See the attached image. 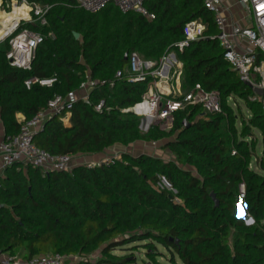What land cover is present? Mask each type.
<instances>
[{
	"label": "trees",
	"instance_id": "obj_1",
	"mask_svg": "<svg viewBox=\"0 0 264 264\" xmlns=\"http://www.w3.org/2000/svg\"><path fill=\"white\" fill-rule=\"evenodd\" d=\"M27 1L51 6L49 27L42 32L53 37L37 49L31 71L11 67L9 41L0 44L4 134L20 132L17 114L31 120L54 97L78 91L89 78L96 84L88 102L80 98L74 105L70 126L61 122L65 112L53 117L34 136L37 147L53 156L77 157L115 145L164 142L172 158L122 153L109 164L81 165L64 173L7 169L0 179V253L24 259L61 254L81 258L79 264H133L113 252L144 242L154 261L160 246L172 264H264V176L249 168L256 145L252 129L261 133L264 145V110L250 101L252 90L224 60L203 0H147L154 20L124 14L113 4L90 14L71 0ZM196 19L206 24L205 38L178 52L184 66L181 87L189 92L200 85L218 92L222 113L190 107L175 115L170 131L154 126L144 132L140 117L123 112L139 104L147 90L146 83L128 82L129 57L136 52L159 60L177 49L185 25ZM52 77L57 83L51 88L25 87L28 79ZM230 99L237 111L242 102L250 113L240 133ZM240 201L251 225L236 216ZM95 253L102 257L96 263L90 260Z\"/></svg>",
	"mask_w": 264,
	"mask_h": 264
},
{
	"label": "built area",
	"instance_id": "obj_2",
	"mask_svg": "<svg viewBox=\"0 0 264 264\" xmlns=\"http://www.w3.org/2000/svg\"><path fill=\"white\" fill-rule=\"evenodd\" d=\"M73 4L90 14L101 12L110 4L116 6L122 13L136 12L148 20H154L155 15L145 7L147 0H71ZM241 7L240 16L234 12L229 0H203L205 9L213 16L217 30L214 37L223 50V58L239 80L252 90L251 102H259L264 110V0H236ZM15 9H22L25 14L15 20L0 36V44L9 41V51L6 54L10 66L23 71H31L37 49L53 33H44L49 27L48 16L51 6L30 3L27 0H0V13L11 15ZM241 21H247L241 24ZM2 25H0V30ZM206 24L202 19L188 22L184 27V41L177 49L167 52L159 60H147L134 52L129 57L127 74L129 83H146L147 90L142 101L134 108L123 112H133L141 118V128L148 132L156 126L162 131H170L175 122V115L190 107H201L204 113H222L221 98L218 92L205 91L196 85L191 91L184 92L181 87L184 66L178 58V52H183L190 43L205 38ZM121 72L117 78H122ZM57 83V78H31L25 82L29 90L33 85L51 88ZM95 82H84L78 91L69 92L66 96H56L48 102L47 108L40 111L29 121L23 120L17 135L0 137V178L7 169L14 166L40 169L44 174L49 172H71L81 165L100 166L109 164L113 158L100 163L86 162L75 165L76 158L69 155L53 156L40 149L34 143V136L40 132L47 121L62 112L65 115L61 122L66 125L71 117V110L81 98L89 99V94ZM258 91L262 94L259 95ZM231 101V99H230ZM144 106V108H142ZM103 103L96 107L102 111ZM249 118V117H248ZM144 121L147 125L144 126ZM144 127V128H143ZM155 144V143H153ZM234 154V153H233ZM241 199L245 197V187L240 186ZM79 262L82 260L76 257ZM75 257L61 254H46L31 259L20 255L2 254L0 264H73Z\"/></svg>",
	"mask_w": 264,
	"mask_h": 264
},
{
	"label": "rangeland",
	"instance_id": "obj_3",
	"mask_svg": "<svg viewBox=\"0 0 264 264\" xmlns=\"http://www.w3.org/2000/svg\"><path fill=\"white\" fill-rule=\"evenodd\" d=\"M185 92V91H184ZM230 105H232V107L234 108L235 111V115L238 117L237 119V130L240 133L241 132V122H243V120L248 119V117H250V113L247 111L244 103L239 102L238 103V107H239V111H237V108L234 104V102L229 101ZM142 122V120H141ZM144 126L147 125V122L144 121L143 123ZM144 128V127H143ZM252 133L256 139V145H255V150H254V156L251 159L249 168L264 176V145L262 142V136L261 133L258 130L252 129ZM247 142H249L251 144V139H247ZM163 145L164 142L161 143H155V144H150L149 145H145L143 148V150L148 151V154H152L155 155L157 157H166V159H169L172 157V155L169 153L168 150H164L163 149ZM147 148V149H146ZM122 153L121 152H117L116 150H109L106 152V157L104 159V161L106 160H110L113 157L116 156H120ZM89 160V159H88ZM91 162V161H88ZM93 163H100V160L98 161H94ZM236 216L239 217V219H242L246 222H249L250 218L246 213V206L243 203V201H240L237 205V209H236ZM144 242L141 243H135V244H130L121 248H117L113 254L117 257H121V258H126L128 259L127 262L131 263L134 262L133 264H172L170 262V256L169 253L164 250L162 247L157 246V258L156 261L148 258L147 256V249L144 248ZM101 255L99 253H95L90 257V260L93 262H97L101 259ZM77 258L75 257V259L73 260V264H79V260H76ZM177 264H181V262L179 260L176 261Z\"/></svg>",
	"mask_w": 264,
	"mask_h": 264
},
{
	"label": "crops",
	"instance_id": "obj_4",
	"mask_svg": "<svg viewBox=\"0 0 264 264\" xmlns=\"http://www.w3.org/2000/svg\"><path fill=\"white\" fill-rule=\"evenodd\" d=\"M229 2H231L232 6H234V12L237 16H240V12H241V7L237 4L236 0H229ZM241 24H246L247 25V21H241ZM25 119L23 114H17V120L18 122H22ZM66 126H70V119H69V123L66 124ZM4 135V130H3V126L0 125V137ZM153 144V143H144V142H138L135 143L133 146L131 147H124L121 145H115L114 147L106 150L105 152L98 154V155H80L76 158V162L75 165H80L82 163H86L88 161L94 162V161H98L100 160V162H103L105 157H106V152L109 150H116L117 152H121V153H129L132 155H139V154H148L147 150L145 152V150H143L145 145H149ZM147 149V148H146ZM166 158V157H165ZM172 158V157H171ZM89 159V160H88ZM2 167L1 164V160H0V169ZM1 179V178H0Z\"/></svg>",
	"mask_w": 264,
	"mask_h": 264
},
{
	"label": "bare ground",
	"instance_id": "obj_5",
	"mask_svg": "<svg viewBox=\"0 0 264 264\" xmlns=\"http://www.w3.org/2000/svg\"><path fill=\"white\" fill-rule=\"evenodd\" d=\"M24 15L25 14L22 12V9H15L14 12L9 16H5L4 14L0 13V25H2L0 36L11 25L13 21L19 20ZM142 108H144V106Z\"/></svg>",
	"mask_w": 264,
	"mask_h": 264
},
{
	"label": "water",
	"instance_id": "obj_6",
	"mask_svg": "<svg viewBox=\"0 0 264 264\" xmlns=\"http://www.w3.org/2000/svg\"><path fill=\"white\" fill-rule=\"evenodd\" d=\"M74 37H75V39H79L80 38V35L78 34V33H74ZM126 59H128V57L126 56ZM250 87V86H249ZM258 94L259 95H261L262 94V92L261 91H258ZM86 102H88V100L86 101ZM50 121V120H49ZM49 121H47V122H49ZM46 122V123H47ZM45 123V124H46ZM185 125H187V123L185 122L184 123ZM45 126V125H44ZM43 130V129H42ZM211 197H212V199H213V201H214V203H215V206H216V208H218L219 207V201L217 200V198H216V196H215V194H211ZM239 218V217H238ZM249 221H251V223H249V222H247V225H251L252 223H253V221L250 219ZM2 255V253H0V256Z\"/></svg>",
	"mask_w": 264,
	"mask_h": 264
},
{
	"label": "clouds",
	"instance_id": "obj_7",
	"mask_svg": "<svg viewBox=\"0 0 264 264\" xmlns=\"http://www.w3.org/2000/svg\"><path fill=\"white\" fill-rule=\"evenodd\" d=\"M249 223H251V221H249Z\"/></svg>",
	"mask_w": 264,
	"mask_h": 264
}]
</instances>
